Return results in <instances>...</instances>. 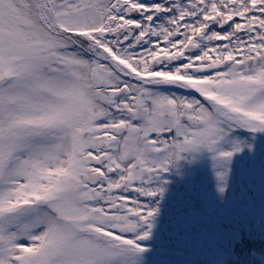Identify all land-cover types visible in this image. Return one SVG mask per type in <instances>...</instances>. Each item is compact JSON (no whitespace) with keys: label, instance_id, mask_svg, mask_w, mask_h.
I'll list each match as a JSON object with an SVG mask.
<instances>
[{"label":"snow or ice","instance_id":"obj_1","mask_svg":"<svg viewBox=\"0 0 264 264\" xmlns=\"http://www.w3.org/2000/svg\"><path fill=\"white\" fill-rule=\"evenodd\" d=\"M0 264H264V0H0Z\"/></svg>","mask_w":264,"mask_h":264},{"label":"trees","instance_id":"obj_2","mask_svg":"<svg viewBox=\"0 0 264 264\" xmlns=\"http://www.w3.org/2000/svg\"><path fill=\"white\" fill-rule=\"evenodd\" d=\"M249 243L253 244L257 248L261 245L259 237H257L255 240L249 241Z\"/></svg>","mask_w":264,"mask_h":264}]
</instances>
